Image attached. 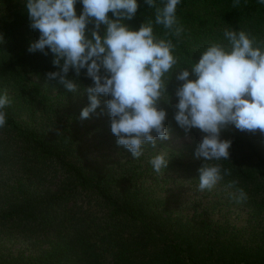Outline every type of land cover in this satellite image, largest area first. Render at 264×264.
Segmentation results:
<instances>
[{
    "label": "trees",
    "instance_id": "trees-1",
    "mask_svg": "<svg viewBox=\"0 0 264 264\" xmlns=\"http://www.w3.org/2000/svg\"><path fill=\"white\" fill-rule=\"evenodd\" d=\"M138 2L135 17L125 21L134 29L154 19V10ZM82 7L75 5L77 15ZM177 16L184 28L176 48L180 67L221 40L225 27L264 40V7L256 0H241L235 8L232 0H183ZM154 31L164 33L159 25ZM0 34V88L12 101L0 128V264H264L259 130L229 126L221 132V139L232 141L229 160L213 163L232 175L199 191L203 160L194 159V151L200 141L170 147L157 138L155 149L146 145L135 159L110 130L107 94H99L96 112L81 120L89 104L84 89L93 81L86 68L74 92L46 78L57 70L54 57L28 51L40 33L31 29L21 0H0ZM181 83L173 72L170 103L159 102L167 112L165 126L177 132L183 130L174 119ZM159 151L169 156L160 175L149 163ZM232 179L239 183L228 188ZM238 188L247 193L245 202L230 196Z\"/></svg>",
    "mask_w": 264,
    "mask_h": 264
},
{
    "label": "clouds",
    "instance_id": "clouds-1",
    "mask_svg": "<svg viewBox=\"0 0 264 264\" xmlns=\"http://www.w3.org/2000/svg\"><path fill=\"white\" fill-rule=\"evenodd\" d=\"M21 2L31 29L40 33L28 51H40L45 56L51 52L54 57L52 64L57 70L48 71L46 78L58 80L74 92L81 70L86 68L85 75L93 83L84 89L89 104L82 109L81 120L96 112L101 104L99 94L109 95L105 105L110 130L117 137V145L129 150L135 159L143 155L146 145L155 149L157 138H169L167 112L159 102L170 103L167 85L173 72L182 82L175 92V121L186 135L194 128L206 134L194 151V159L203 160L198 169L199 191H211L225 176L232 175L230 168L213 163L229 160L232 141L221 139L223 130L234 126L251 133L259 130L264 135V40L257 41L243 29L225 27L221 40L210 42L199 51L198 60L180 67L176 48L184 28L177 10L183 0H143L154 10V19L138 29L125 23L135 17L138 0ZM78 2L83 6L79 15L75 8ZM256 3L264 7V0ZM240 4L241 0H232L234 8ZM154 25L163 27L162 36L156 34ZM190 73L194 79H190ZM11 102L6 91L0 95V128L7 124L5 109ZM168 162L169 156L163 151L149 160L158 175L163 174ZM238 183V179H232L227 187ZM230 196L236 203L247 200L242 188Z\"/></svg>",
    "mask_w": 264,
    "mask_h": 264
},
{
    "label": "rangeland",
    "instance_id": "rangeland-1",
    "mask_svg": "<svg viewBox=\"0 0 264 264\" xmlns=\"http://www.w3.org/2000/svg\"><path fill=\"white\" fill-rule=\"evenodd\" d=\"M0 87H2L0 85ZM7 90L0 88V92H4ZM167 128V127H166ZM182 132H177V131H171L168 129L169 132V138L166 140H161L162 142L165 143L166 146H170V147H178L179 145L183 144V143H191L193 141H200L202 139V137L205 135L202 132H198V131H191L190 133H188L187 135L185 134V132L183 130H181ZM16 246H19V244H17Z\"/></svg>",
    "mask_w": 264,
    "mask_h": 264
}]
</instances>
